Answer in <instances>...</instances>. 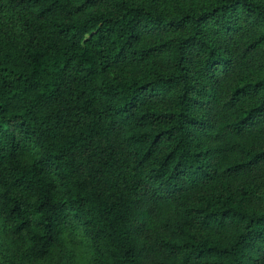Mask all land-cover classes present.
<instances>
[{"label": "trees", "instance_id": "obj_1", "mask_svg": "<svg viewBox=\"0 0 264 264\" xmlns=\"http://www.w3.org/2000/svg\"><path fill=\"white\" fill-rule=\"evenodd\" d=\"M0 264H264V0H0Z\"/></svg>", "mask_w": 264, "mask_h": 264}, {"label": "rangeland", "instance_id": "obj_2", "mask_svg": "<svg viewBox=\"0 0 264 264\" xmlns=\"http://www.w3.org/2000/svg\"><path fill=\"white\" fill-rule=\"evenodd\" d=\"M77 250H79V248H77ZM81 253H79V255H80ZM80 257H82V255H80Z\"/></svg>", "mask_w": 264, "mask_h": 264}]
</instances>
